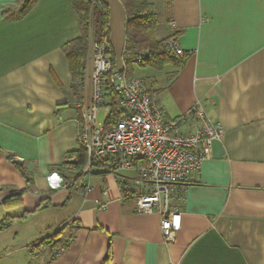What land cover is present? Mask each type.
<instances>
[{"label": "crops", "instance_id": "1", "mask_svg": "<svg viewBox=\"0 0 264 264\" xmlns=\"http://www.w3.org/2000/svg\"><path fill=\"white\" fill-rule=\"evenodd\" d=\"M104 2L116 70L144 80L169 119L199 102L224 136L181 186L171 244L158 214L137 213L136 171L95 163L85 189L61 188L59 166L81 150L76 106L91 100L92 63L77 103L62 51L81 37L78 17L72 0H39L8 19L21 2L0 0V226L13 219L0 231V264H264V0H147L156 40L174 38L187 54L161 69L126 64V8ZM104 103L119 110L110 89ZM45 239L58 244L36 247Z\"/></svg>", "mask_w": 264, "mask_h": 264}, {"label": "built area", "instance_id": "2", "mask_svg": "<svg viewBox=\"0 0 264 264\" xmlns=\"http://www.w3.org/2000/svg\"><path fill=\"white\" fill-rule=\"evenodd\" d=\"M167 45L176 55H185L176 39ZM144 56L140 55L139 62ZM92 57L91 100L88 105L76 106L81 114L80 147L87 158L83 173L89 174L95 163L136 171L137 178L129 183L128 191L137 213L158 214L164 242L174 243L181 229V186L200 173L214 144L223 138L224 129L210 119L199 102L180 117L167 118L147 93L145 81L116 70L105 55L104 45L93 44ZM107 89L119 98L117 118L112 105L104 103ZM101 110L106 115L104 123L98 121ZM60 186L69 189L63 181ZM64 251L59 247L55 257Z\"/></svg>", "mask_w": 264, "mask_h": 264}, {"label": "trees", "instance_id": "3", "mask_svg": "<svg viewBox=\"0 0 264 264\" xmlns=\"http://www.w3.org/2000/svg\"><path fill=\"white\" fill-rule=\"evenodd\" d=\"M20 2V10L12 16L9 15L8 19L20 20L26 17L35 8L39 0H20ZM122 2L128 17L126 27V64L135 63L140 66H150L157 69L169 64L175 67H182L187 54L180 57L168 48L167 42H158L156 40L157 18L147 0H122ZM72 3L78 17L81 37L64 45L62 51L69 62L73 79L72 97L75 96L76 102L79 103L85 89L87 62L91 57L92 45H104L105 55L111 60L114 67L115 64L110 44L109 10L104 0H72ZM142 53L145 56L139 62V57ZM113 110V115L117 118L120 111L117 109ZM73 156L76 157L74 161ZM86 162V155L83 150H80L78 153L68 154L65 162L59 166L58 175L64 183L69 184L70 190L79 191L86 188L88 174L83 173ZM71 167L75 169H71ZM16 202L22 203L21 195L6 201L5 205H12L11 203ZM12 222L13 219L5 220L0 226V231L8 229ZM53 241L55 242L54 239H45L36 247H41L42 249L53 244Z\"/></svg>", "mask_w": 264, "mask_h": 264}, {"label": "rangeland", "instance_id": "4", "mask_svg": "<svg viewBox=\"0 0 264 264\" xmlns=\"http://www.w3.org/2000/svg\"><path fill=\"white\" fill-rule=\"evenodd\" d=\"M91 63L93 64L92 53H91V57L88 59L87 67L90 68ZM105 117H106V115H105L104 110L100 111V112H99V116H98V121H99V123H104V122H105ZM87 178L89 179V177H87ZM35 221H36V220H35ZM28 225H32V228L38 226L36 222H35V224H33V222H32V223H29ZM16 229H17V228H16ZM47 230L49 231V229H45L44 231H47Z\"/></svg>", "mask_w": 264, "mask_h": 264}, {"label": "water", "instance_id": "5", "mask_svg": "<svg viewBox=\"0 0 264 264\" xmlns=\"http://www.w3.org/2000/svg\"><path fill=\"white\" fill-rule=\"evenodd\" d=\"M15 163H16L17 165H20V164H21V162H20V161H16Z\"/></svg>", "mask_w": 264, "mask_h": 264}]
</instances>
